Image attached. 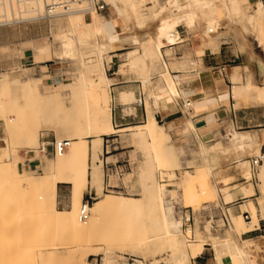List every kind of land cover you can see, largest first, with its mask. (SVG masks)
Returning <instances> with one entry per match:
<instances>
[{
  "label": "bare ground",
  "instance_id": "bare-ground-1",
  "mask_svg": "<svg viewBox=\"0 0 264 264\" xmlns=\"http://www.w3.org/2000/svg\"><path fill=\"white\" fill-rule=\"evenodd\" d=\"M104 1L112 7L115 13L111 18L100 17L94 9H90L87 16L82 6L68 14L48 16L43 0H0V25L32 20L38 17L51 18L66 15L68 17L65 23L66 28H63L65 25L63 22L58 21L59 31L54 37L64 47V51L59 53L60 59L77 62L76 77L69 83L62 82L61 88L53 87L47 92L39 91V87H41L40 78L20 82L4 81L0 78V119L7 133L3 140L6 147L0 148V166L4 167L13 180L24 186L28 194V208L40 219L41 237L48 239L52 232L54 234L57 232V235L55 234L53 237L57 238L59 234L64 237V240L91 241L107 214L126 213L136 216V226L143 232L142 236L137 239L138 245L151 247L154 249V255L158 254L156 251L166 248L172 255H180L179 258L177 257V264H188L189 257L195 256L205 245H210L214 250V264H264V255L260 254L264 253V235L245 240L241 238L243 234L249 232L245 225L251 223V219L256 216L254 205L249 204L252 215L247 224L243 225L240 220L231 215L233 226L232 224L229 226L224 236L210 235L209 238L206 237L209 244L202 239L204 238L202 236L198 241L196 238L193 241H187L181 230V218L179 220L174 218L172 205L166 204L163 198V189L155 184L151 171L145 168L143 162L137 172L126 174V178L136 175V185L143 191L142 198L103 194L102 197L89 205L87 222L79 221V209L82 205L83 193L88 185L96 190L98 196L102 194L103 177L101 161L98 158L102 136L118 133L112 126L111 114L105 113L101 106L110 99L105 91V88L111 84L105 74L104 64L92 65L89 59L84 58L85 53L96 50L101 55L107 46L126 42L132 48L126 52L127 62L123 64V72L142 70L144 65L146 67L150 65L152 72L161 70L163 84H150L147 87L148 101L144 106L147 118L141 126H138L141 129L133 134L130 139L132 144L142 150L149 149L152 164L163 172L170 168H181L179 154L173 149L172 137L175 139L178 136L172 134L174 128L179 125L182 126L184 123L181 128L183 134L194 130L196 127L187 117L184 121L171 120L165 126L160 125L157 122V110L160 108L178 110L187 116L190 115L191 106L194 111L193 114L199 115L208 109V105L216 103L213 98L203 93L199 100L191 98L188 109L184 107L185 103L180 99V94L190 93L181 91L179 85L183 81L199 75V73L193 71L195 70L194 61L187 60V53H184L185 56L179 61L167 54L165 50L169 46L184 42L180 37L178 27L183 24L187 36L199 34L203 46L209 48L213 54L212 52L219 50L221 40L227 36L235 35L236 29H238V26L236 27L238 21L244 20L251 25L254 22L260 24V21L264 20L262 3H258L251 13H245L243 6L236 0H164L162 3L157 0ZM147 1L151 3L148 9H152L150 17L154 26L151 30L138 34L130 25L141 27L144 18L140 8L146 6ZM14 4H16V12L13 9ZM21 5H23V10H20ZM220 7L225 10L222 17L217 15ZM235 21H237L236 24ZM115 25L120 27L124 34H118ZM125 32L129 33L125 34ZM243 37L241 35V45L245 48L249 60L258 65L259 76L257 79L259 82H264V60L254 54L252 42L250 43L245 39L246 37ZM262 51L264 52V49ZM189 66H192L193 69ZM171 70H176L178 75L172 76ZM228 77V81L233 85L231 96L229 95L233 100L240 101V98L243 99L242 97L245 96L250 100L251 107H264L263 86H259L253 80L235 85L241 78L238 66L231 68ZM141 78L145 79V76L141 74ZM219 86L221 85L219 84ZM63 93H66L68 97H63ZM117 97L120 102L126 103L133 102L135 98L132 90L119 91ZM19 99L25 100L26 106L18 104ZM176 100L180 105L179 108L174 103ZM228 102L226 99L222 103L227 105ZM7 106L10 112L16 114L15 117H9L12 113L9 114ZM48 107L57 110L60 114L58 118L50 124H42L39 120L36 121L34 119L36 113L42 108ZM48 126L64 132L63 135L57 136V140L69 141V147L66 151L62 155L56 156L53 162L46 157L45 145L48 143H41L37 147L38 132ZM15 136L18 139V148L28 149L35 156H40V176L32 177L25 171H18L15 162L19 158L18 150L14 151L12 158L7 156L6 150L9 143L13 145ZM88 139H91L90 144ZM248 141H252V139L248 138ZM200 150L201 153L203 151L212 155L216 165L214 168L207 167V179L204 180L200 189L191 182L182 187L183 202L193 209L209 203L228 205L233 198L232 194L229 193L230 187H226L227 183L234 180L236 176L243 178L245 183L251 180V173L249 168L247 169L248 162L245 160L247 153L245 152L243 136L233 134L224 142H217L208 149L203 147ZM256 153L258 157L262 156L263 162L258 178L263 183L264 154H260L259 150ZM230 168L234 169L236 175H225L220 181L224 187L218 190L216 183L219 182L220 171H226ZM61 183L69 185L70 207L68 210L56 208L57 185ZM107 186L113 187L115 185ZM234 187L236 185L232 186L231 189ZM240 191L241 194L248 197L254 194L251 184L242 186ZM260 193L261 198H258L260 211L264 216V186L260 188ZM205 228L209 232L210 223ZM194 231L192 232L193 235L200 237L198 229ZM57 240L59 241V236ZM59 242L61 245V241ZM64 247L65 244L62 249H66V253H74L78 250V248ZM51 249H48L51 252L44 251V256L55 258L56 255L60 254L58 250L52 251ZM100 252L103 255L102 264H116L117 258H115L110 246H106L103 251L100 249H90L89 251L88 249L83 253L82 258L91 254L98 255ZM136 264H141V262L136 261Z\"/></svg>",
  "mask_w": 264,
  "mask_h": 264
},
{
  "label": "rangeland",
  "instance_id": "rangeland-1",
  "mask_svg": "<svg viewBox=\"0 0 264 264\" xmlns=\"http://www.w3.org/2000/svg\"><path fill=\"white\" fill-rule=\"evenodd\" d=\"M106 5L107 9L104 12H97L100 17L102 18H111L114 16V11L112 7L107 4L104 0H102ZM159 3H162L164 0H157ZM240 5H245L243 7L245 13H251L258 3V1L254 8L248 6L247 0H236ZM146 6H142L140 8L141 14L143 15V24L141 27H136L133 24L130 25L132 29H134L138 34H142L144 31L151 30L154 26V23L150 17V12L152 9H148L151 5L150 2L147 1ZM23 5H21V9L23 10ZM14 12H16V4H14ZM225 13L223 8H219L217 11V15L222 17ZM88 16V15H87ZM67 16L61 17H51V18H35L32 20L27 21H15L13 23L2 25L0 26V44H3V48H0V54L3 56H11L13 58H17L22 56V51L24 49H30L33 57V64L29 66H20L17 62L13 65V67L0 72V78L3 76H7L8 78L13 77H20L25 78L26 76H42L40 74L39 67H44L45 65H50V70H52V75L56 78L53 83L43 84L45 85H52L49 89H42L40 88V92H47L52 90L53 87L61 88L62 82L69 83L72 81L73 78L76 77L75 70L77 69V62L76 61H64L60 59L59 53L64 51V47L58 43L55 39V34L59 31V26L57 24L58 21L66 23ZM237 21H235V24ZM117 28L118 34H124L122 29L115 25ZM238 26V27H237ZM128 25V29L130 28ZM236 27L241 30L238 31L236 29L234 36H227L224 40H221L219 43L220 45H224L223 47L225 50L229 51V53L235 54L239 56V61L237 66L239 67V72L241 73V78L236 82L235 85H241L242 83L248 81H256L259 86L264 87V82H259L257 77L259 76L257 69L258 65L254 62L249 60L245 48L241 45V35L243 38L248 40L252 45V50H254V54L258 56V58L264 60L263 49H264V20L260 21V24L256 22L252 23L251 25L247 24L246 21H238ZM66 28V24L63 27ZM178 32L180 37L184 40L183 43L177 44L172 46L171 53H167L172 55L173 58L177 60H181L187 53L188 59L190 61H194V69L193 71H197L198 64V56L200 55V51L204 49H209L203 46L202 39L199 34H192L187 36L185 29L183 26L178 28ZM129 32H125L128 34ZM144 35V34H143ZM237 35V37H236ZM240 37V38H239ZM17 42L24 41L22 44L17 45H9L10 42ZM241 40V41H240ZM260 42V43H259ZM259 43V44H258ZM262 46H260V44ZM195 45V46H194ZM219 45V46H220ZM259 45V46H258ZM39 49L40 47H42ZM132 48L126 42L121 43H114L107 46L106 50L102 52L100 55L96 50H90L85 53V59H89L92 65H98L99 63H103L105 67V74L110 81V84H113L115 81L117 82H125L128 84H122L117 86H109L105 88L106 93L110 96V99L107 101L106 104L101 105L105 113L111 114V109L114 106L113 97L117 96L119 91L122 90H131L132 87H138L139 91H142L145 96V103L148 101V86L152 85H162L163 78L161 70L157 72H152V67L148 65L147 67L144 65L142 70H128L126 72L122 71L123 64L127 62L126 60V52ZM39 49V51H38ZM113 53H109L111 51H115ZM40 53H45L42 57L39 56ZM263 56V57H262ZM166 59V58H165ZM264 63V61H263ZM192 67V66H189ZM188 67V68H189ZM192 67V69H193ZM187 68V70H189ZM44 70V68H43ZM42 71V69H41ZM218 71V70H217ZM176 72V70H171L170 73ZM95 74V73H94ZM141 74L145 76V79L141 78ZM173 76V75H172ZM218 77L222 79L223 77L218 73ZM115 78V80H113ZM58 82V83H57ZM60 85V87H59ZM233 86V85H232ZM188 94H180V99L183 103L186 101H191V99H186ZM66 93H63V97ZM182 96V97H181ZM243 99L240 98V101L233 100L235 106L234 109H238L240 107H251L250 100L243 96ZM245 98V99H244ZM135 100V98H134ZM134 100L131 103L126 102H118L120 103V109L124 110L126 115H133L134 109ZM18 104L21 106H26V101L23 99H19ZM177 105V108L180 107L178 105V101L174 102ZM215 104L208 105V109L204 111H209L212 114V108ZM6 108V107H5ZM251 112L255 114L262 113L263 108L251 107ZM4 110V109H3ZM6 110V109H5ZM8 110V106H7ZM158 111V117L160 112L163 111V108H160ZM9 117H15L16 114L10 112L8 110ZM4 113V112H3ZM146 113V112H145ZM192 113V114H191ZM193 108L190 106V115H184L181 112H178L174 117L179 118L178 120L184 121L185 117L189 118L192 122V118L196 115L193 114ZM5 114V113H4ZM60 114L57 110L53 108H42L41 110L36 113V118L34 119L39 120L42 124H50L56 118H58ZM193 115V116H191ZM8 116V114H7ZM132 117V116H131ZM147 118L144 119H135V121H140L138 123H134L131 129L125 130V132H120L115 135L111 136H103L102 137V152H101V170L103 175V188L101 195L93 194V191H89L87 188L83 193V198L89 192H91V197L96 198L90 201V205L94 203L97 199L102 197L103 194L111 195V196H126L132 198H142L143 191L139 189L137 182L135 180L136 175L132 174L130 178H126L127 173L137 172L139 165L143 162L145 168L151 171V175L153 176V180L155 184L163 189V198L166 204H171L173 207V214L176 220H179L181 214L186 212L189 214H193V232L195 229H198L199 236L195 237L196 241L199 238H202L204 241L207 242V238L210 235L222 237L226 233L229 227H221L222 222L220 221L221 215L220 210H227L226 207L221 204L215 205V203H209L205 205H201L200 207L193 209L190 205H187L183 202L181 197V190L182 187L188 183H193L198 189L207 179V167L214 168L216 162L211 157L212 155L206 154L202 151L201 148H210L217 142H224L229 136L228 131H236V132H249V133H256L252 132L254 129H236L230 123V121L221 120L220 122L213 121L212 123H208L209 127L207 128V132L202 136L196 135V128L186 133H181V128L184 126H177L172 132L176 136L172 137L173 142V149L175 152L179 154L181 168H170L166 171H161L156 168L152 164V156L149 149L142 150L141 148L137 147L136 145L132 144L131 137L133 134L137 133L138 130ZM157 122L160 125H167L168 122L165 124V120L159 121L157 118ZM114 127V124H113ZM128 127V126H127ZM115 128V127H114ZM118 128H125V127H118ZM58 131V132H56ZM0 133H1V140L0 148L6 147L4 143V137L7 136L6 131L4 130L3 122L0 119ZM245 133V134H249ZM61 134L63 135L60 129H55L53 127H44L40 129L38 132V145L40 146L41 143H51L54 139H58L57 136ZM19 137V134H18ZM90 140L88 139V143L90 144ZM18 139L17 136L13 138V145L9 143V147L7 148V156L12 158L14 151H19V158L15 161L16 166L19 172L25 171L27 174L31 175L32 177H38L41 175V158L40 156H35L31 151L28 149L18 148ZM202 144V145H201ZM18 148V149H17ZM13 151V152H12ZM29 151V152H27ZM106 151L109 153L107 154ZM27 152V153H26ZM50 151V146L47 147V158L51 162L55 160ZM205 153V154H204ZM258 154L255 152L254 148L252 147L246 157H256ZM108 158L107 160L105 158ZM245 157V158H246ZM39 159V160H38ZM30 162V167L27 164ZM40 161V162H39ZM105 161L108 163H117L118 165H126L124 167V171L121 176L113 175L110 185L115 186H123L124 190L120 191H110L113 189L106 188L108 185L109 177H106L105 172ZM128 162V165L126 164ZM250 173L251 167L249 163H247ZM231 171H234L233 168H230L226 171H220L219 173V182L216 183V188L218 190L223 189V185L221 179L225 177V175H230ZM162 172V174H161ZM230 172V173H229ZM172 173V174H171ZM174 173V175H173ZM240 176H236L234 180L227 183L226 187H230L229 191L231 190H241L242 186H246L247 184H251L252 188L253 185L248 181L245 183V180L240 179ZM238 180V181H237ZM136 182V183H135ZM231 189L232 186H235ZM238 185V186H237ZM264 186V182L261 183L257 182V189L259 190L260 198V188ZM222 194V193H220ZM258 197V198H259ZM82 198V199H83ZM28 194L25 191L24 186L20 183L16 182L12 179L11 175L6 172L3 166H0V264H102V253L100 254H91L85 258H82L83 253L85 251H90V249H103L106 246H110L112 249L115 258H117L116 264H136V261L141 262V264H177V257L179 258L180 255H172V253L163 248L160 251H156L157 255H154V249L146 245H138L137 239L140 238L143 234L142 230L137 228L136 222L137 218L134 214H126V213H111L107 214L104 217L103 224L97 231L96 235L91 239V241L83 242V241H71V240H64L62 236H59V241L57 240L55 234L57 232H52L51 237L42 238L40 235L41 230V223L40 219L36 214L28 208ZM257 205L254 207H259L260 218L264 221V216L260 211V200H256ZM248 208L245 206L241 207V211L244 212L246 210L249 211L250 217L252 212L250 210L249 204L253 203L251 201L247 202ZM232 205V204H231ZM70 207V199H69V186L67 185H58L57 187V198H56V208L59 210H68ZM227 213L230 216L231 224L233 226V221L231 218V214L228 210ZM236 219L240 220L243 225L247 224L248 222L243 221L241 214L234 215ZM259 216H256L254 219H251V223L245 225L248 231L254 229V227L258 226ZM217 225L218 228L210 229L209 232L206 230L205 226L209 225ZM230 224V225H231ZM209 227V226H208ZM214 227V226H213ZM54 234V235H53ZM194 234V233H193ZM264 233H262V236ZM202 236V237H201ZM207 237V238H206ZM54 238V240H53ZM242 240L249 239V234H243L241 236ZM206 239V240H205ZM64 240V241H63ZM47 241V242H46ZM55 241V242H54ZM53 242V243H52ZM59 242V243H58ZM64 248H78L77 252L74 253H66V249ZM208 243V242H207ZM58 244V245H57ZM189 244V243H186ZM209 244V243H208ZM51 245V246H50ZM53 245V246H52ZM52 248V249H51ZM52 251L58 250L60 252L59 255H56L55 258H49L44 256V251ZM213 249L210 245H205L201 248L200 252H198L195 256L189 257L188 264H214V253ZM92 253V252H90ZM89 254V253H87ZM264 255V253H260Z\"/></svg>",
  "mask_w": 264,
  "mask_h": 264
},
{
  "label": "crops",
  "instance_id": "crops-1",
  "mask_svg": "<svg viewBox=\"0 0 264 264\" xmlns=\"http://www.w3.org/2000/svg\"><path fill=\"white\" fill-rule=\"evenodd\" d=\"M257 2H258V0H247L248 6H250L252 8L255 7ZM241 6L244 7L245 5H241ZM263 10H264V7H263ZM5 25H7V24H5ZM0 26H2V25H0ZM181 26H183V28H185L183 24H181L178 28H180ZM0 36H1V34H0ZM22 43H24V41L17 42V40H14V42H10L9 45L12 46V45H17V44H22ZM181 43H183V42H181ZM181 43H179V44H181ZM172 46H174V45H172ZM172 46H169L168 48L165 49L167 53H171V50L173 49ZM223 46L224 45L221 44L219 46V50L216 52H212L213 54H211L210 49L201 50L199 52L200 55L198 56V60H197L198 68L200 67V64H201V68L198 69V72L196 71V73H199V75L194 76L187 81H183L179 85V89L181 91H183L184 93H190L187 95L186 99L193 98L195 100H199V99H201V97L203 96V93H204V94H207L210 98H213L214 101H216L214 107L212 108V112H211L212 114H210V112L203 111V112L199 113V115H196L195 117H193L191 119L192 123L196 127V135L202 136L203 134H205L207 132V128L209 127L208 123H212L213 121L220 122L223 119L226 121L228 120L233 125V127H236V129H243V130L244 129H254L252 132H256V133H249V132H236V131L231 132V131H228L230 133L229 136H231L233 134L243 136L246 153H248V151L253 147L255 152L257 150H259L260 154H264V107H257V108H263L262 113H260V114H255V113L251 112V110H252L251 107H240L238 109H234L235 104L233 102V99L230 97L232 84L230 81H228L229 80L228 75L230 74L231 68L234 66H237V63L239 61V56L232 54V53H229V51L225 50V48ZM3 47H5V46H3V44H0V48H3ZM41 48H43V46L40 47L39 49H41ZM39 49H38V51H39ZM116 51H118V50L111 51L109 53H113ZM44 54L45 53L39 52L40 57H42ZM16 62L20 66L32 65L33 64V57H32L31 50L30 49H24L22 51V56L18 57V59L13 58L11 56H3L0 54V72L5 71V70L13 67V65ZM221 66L226 67V72H227V76H226L227 78L226 79H224V78L220 79L218 77V71L217 70ZM43 68H44V70H43ZM39 69H40L39 72L42 76H36V77L26 76L25 78L13 77L11 79L8 78L7 76H3L2 80L10 81V82H20V81H26L28 79L40 78L41 79V87H39V90H40V88H42L43 90L44 89L47 90L52 85H45V84L53 83L56 78L52 75L53 73H52V70H50V65L49 66L45 65L44 67L41 66V67H39ZM41 69H42V71H41ZM172 75L177 76L178 73L172 72ZM113 80H115V78H113ZM43 81L45 82V84H43ZM186 83H187V85H186ZM122 84H128V83H125V82H117L116 83V81H115L113 84H111V86H117V85H122ZM219 84L221 86H219ZM131 90L133 91L134 97L136 98L137 94L140 92L138 87H132ZM222 90L225 92H223ZM226 99H227V101H229L227 105L222 103ZM113 100H114L113 108H115V110L111 112V123H112V126L114 124V127L118 131V133L125 132V130L133 127L130 125H133L134 123L140 122V121H135L136 118L139 120V119H144V117H146L144 107H140V108L134 107V109H133L134 114L133 115H126L124 113V110L119 108L121 105L118 102V97L114 96ZM161 112H160L158 119H159V121L165 120V124L171 120H178L179 119V118L174 117L176 114H178V112H179L178 110H176V111L163 110ZM118 127H125V128H118ZM121 130H123V131H121ZM245 133H249V134H245ZM113 135H115V134H113ZM103 136H111V135H103ZM248 138H251L252 141H248ZM0 142H2L1 133H0ZM101 150H102V140H101ZM101 150L98 153V158L100 161H101V152H102ZM106 153L108 154L109 152L106 151ZM46 155H47V151H46ZM108 158H110V157H107L105 159L107 160ZM252 158H254V157H246L245 158V160L249 163V165H250V160ZM28 162L29 163L27 164V166L30 167V162H32V161H28ZM261 166H262V163L258 165L255 173L251 172V180L250 181H251V183L253 185V189H254L253 195H251L249 197L245 196L244 194H241V191L238 189L229 191V193L232 194L231 196L233 199L231 200L230 203H228V205H230V206L226 207V209L231 214L237 215L239 213H242L241 207L242 206L247 207L248 201H251L253 203V205H257L256 200L260 196L259 190L257 189V182L261 183V181L258 178ZM139 167H140V165H139ZM138 170H139V168L137 169V171ZM101 173H102V170H101ZM127 174H130V173H127ZM231 174L236 175L235 171H231ZM113 175L114 174L108 175V177H109V180L107 182L108 185L112 184L111 180H112V177H114ZM102 177H103V175H102ZM240 179H242V178H239L238 180H240ZM58 185H67V184L61 183ZM58 185H57V187H58ZM67 186H69V185H67ZM87 188H89V191H93L95 193V195L97 196L96 190L94 188H91L89 185ZM94 199H96V198H94ZM228 205L224 204V206H228ZM256 210H257V216H259L258 226L254 227L253 230H251L247 233L250 235L249 239L260 237V236H262V233H264V221L260 218L259 207L256 208ZM246 212L249 213L248 210H246Z\"/></svg>",
  "mask_w": 264,
  "mask_h": 264
},
{
  "label": "built area",
  "instance_id": "built-area-1",
  "mask_svg": "<svg viewBox=\"0 0 264 264\" xmlns=\"http://www.w3.org/2000/svg\"><path fill=\"white\" fill-rule=\"evenodd\" d=\"M258 1H260L264 7V0H258ZM43 2H44L46 14L48 16H53V15H57V14H68L80 6H82L84 8L83 11H84L85 15H88V11L90 9H94L95 11H97L99 13L104 12L107 9L106 4L102 0H43ZM218 73L224 79H226L227 72H226L225 66L219 67ZM144 102H145L144 93L142 91H140L137 94L133 105L135 108L144 107ZM184 107L186 109L189 108V101L185 102ZM114 110H115V108L112 107L111 111H114ZM48 146H50V151H51L50 154L53 157H56V156L62 155L66 151V149L69 147V141H67L65 139H61V140L54 139L51 143H48L47 145H45L46 151H47ZM261 163H262V156H260V157L257 156V157L252 158L250 160L251 171L253 173H255L256 168ZM126 164L128 165V162H126ZM124 167H126V165H118L117 163H108L105 161L106 177L108 178L109 174L121 176L123 171H124ZM106 188L113 189L110 191L124 190L123 186L109 187L106 185ZM93 199L94 198L91 197V192L87 193L85 195V198H83L82 205L80 206L79 215H78V219L80 222H82V223L87 222V220L89 218L90 201H92ZM219 210H220V215H221L220 221L222 222L221 227H225V226L229 227L231 224V220H230L229 214L227 213V210H222V209H219ZM240 214H241L244 221H246V222L250 221L249 213L244 211ZM180 218H181V222H182L181 230H182L183 235L185 236L187 241H193L194 235L192 232H193L194 224H193L192 213L189 214L187 212V214H186V212H184L181 214ZM214 228H218V226L212 224L211 229L214 230Z\"/></svg>",
  "mask_w": 264,
  "mask_h": 264
}]
</instances>
